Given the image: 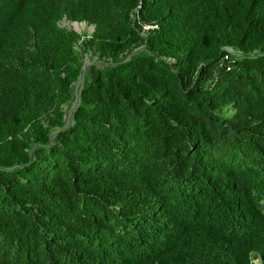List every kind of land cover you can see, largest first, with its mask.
I'll use <instances>...</instances> for the list:
<instances>
[{
	"label": "trees",
	"instance_id": "obj_1",
	"mask_svg": "<svg viewBox=\"0 0 264 264\" xmlns=\"http://www.w3.org/2000/svg\"><path fill=\"white\" fill-rule=\"evenodd\" d=\"M61 16L94 26L97 65ZM254 258L264 0H0V264Z\"/></svg>",
	"mask_w": 264,
	"mask_h": 264
},
{
	"label": "rangeland",
	"instance_id": "obj_2",
	"mask_svg": "<svg viewBox=\"0 0 264 264\" xmlns=\"http://www.w3.org/2000/svg\"><path fill=\"white\" fill-rule=\"evenodd\" d=\"M55 24L56 27L58 28H62L65 30H73L79 35V40H77L74 43L73 49L81 64V69L85 71L86 66L91 65L93 62L96 65L98 64V61H96V55L90 53L89 51L84 50V47L82 45L83 40L88 39L92 36L94 31L93 25L87 24L86 22L69 21L68 19L65 18V16H61L59 19H57ZM146 28H147L146 26H142V25L140 26L141 35H144L146 33ZM32 47H33V43L30 42L29 45L26 47L27 49L26 55L31 50ZM81 79H82V74L79 77L78 81L74 83V88L70 92V97L67 98L63 102V104L60 105L61 117L59 120L61 123L67 124L69 122L71 112L74 106L76 105L77 91H78V86L81 83ZM40 121L43 122L44 125H46L45 120L43 121L42 119H40ZM56 127H57L56 125H53L51 130H56L57 129ZM29 131H30V127L26 126L20 133L19 137L22 138L24 142L25 141L28 142L31 138ZM252 262L258 264V260L255 258L252 259Z\"/></svg>",
	"mask_w": 264,
	"mask_h": 264
},
{
	"label": "built area",
	"instance_id": "obj_3",
	"mask_svg": "<svg viewBox=\"0 0 264 264\" xmlns=\"http://www.w3.org/2000/svg\"><path fill=\"white\" fill-rule=\"evenodd\" d=\"M224 58H226V56L224 55Z\"/></svg>",
	"mask_w": 264,
	"mask_h": 264
}]
</instances>
